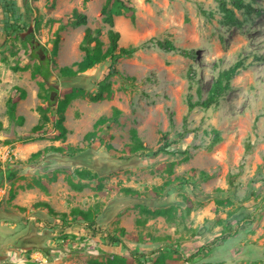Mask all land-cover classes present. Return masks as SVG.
Returning <instances> with one entry per match:
<instances>
[{
  "label": "rangeland",
  "instance_id": "1",
  "mask_svg": "<svg viewBox=\"0 0 264 264\" xmlns=\"http://www.w3.org/2000/svg\"><path fill=\"white\" fill-rule=\"evenodd\" d=\"M104 1L0 0V264H108L114 256L151 264L161 254L164 264H264V0H243L253 9H234L237 24L223 22L217 0H130L134 21L115 15L111 28L120 46L136 48L114 63L134 79L111 76L110 97L98 102L72 100L64 112L66 138L51 140L55 104L42 98L47 84L31 77L37 59L24 35L32 33V44L49 55L58 35L52 69L58 95L73 88L94 93L109 59L73 78L57 70L81 60L86 27L99 28L106 47ZM73 9L86 15L85 25L70 24ZM164 40L175 48H160L156 41ZM237 60L243 66L217 104L188 110V99H204L218 73ZM8 97L24 117L21 125L7 116ZM38 107L46 108L44 138L31 132ZM100 117L107 121L96 126ZM132 131L153 149L166 135L175 153H130ZM50 145L62 150L29 158ZM75 208L97 211L95 226L60 219L66 213L71 220ZM159 209L171 216L146 212ZM223 227L233 235L191 262L182 258Z\"/></svg>",
  "mask_w": 264,
  "mask_h": 264
},
{
  "label": "trees",
  "instance_id": "2",
  "mask_svg": "<svg viewBox=\"0 0 264 264\" xmlns=\"http://www.w3.org/2000/svg\"><path fill=\"white\" fill-rule=\"evenodd\" d=\"M218 2V8L222 13L223 22L225 24H237L238 19L235 16V10L234 9H247L252 10L253 7L249 3H244L243 0H233L231 6H228L226 0H217ZM12 7L6 8V13H9L13 9ZM100 12L102 14V22L107 24L110 28L107 30V45L105 48H103L104 43L100 39L101 31L99 28L91 29L90 27H86L84 29V33L82 36V39L79 44V49L83 52V56L81 60L77 62H73L71 65H66L59 67L57 72L60 77L62 78H73L76 75L83 73L92 67H94L97 64H100L107 59H109L110 65L108 68V71L106 75L104 76L103 80L99 83L98 91L94 93H87L85 95V92L83 89L79 88H73L68 92H65L61 96L58 95L57 87L55 84V77L53 76L52 69L56 66L54 55L56 54L57 50V44H58V35H56L54 41H53V48L51 55L48 54L47 49L45 47L37 48L32 43L33 34L32 33H25L24 40L25 42L31 43L32 46V52L31 57L37 59V63L34 64L32 70H31V77L34 79H42L43 82L47 84V87L44 89L45 94L42 96L43 100L48 104L52 105L55 104V120L52 127V135L50 136L51 140H61L63 141L66 138L67 134V128L64 125V112L66 110V107L68 104L78 98V97H87L88 100L92 102H98L100 100H103L107 97H110V92L108 90L109 87V78L111 76H119L122 79L127 80H133V77L126 76L119 72L115 67L114 63L123 57L130 56L136 51V48L133 46H120L118 41L120 38V33L111 27L113 26V17L115 15H125L128 17L131 22L135 19V8L130 2V0H105L104 4L102 5ZM203 14H205L204 11H202ZM87 22V17L84 13L78 12L76 9H73L70 13V24L73 26H80L85 25ZM157 45L160 48H163L164 50H171L174 49V45L169 40L164 41H156ZM41 49L42 53L37 54L36 50ZM242 60L235 61L231 66H229L226 69L221 70L218 75L215 77V79L212 81L210 88L207 92V95L202 100L197 101H191L188 99V110H192L196 106L208 108L211 105L217 104L219 98L230 88V82L231 79L234 77V75L237 74L238 70L242 68ZM40 88L43 87V84L39 82ZM16 91L19 93V98L23 99L25 98V91L19 87H14ZM7 106V116L10 120L16 122V124L21 125L24 121V117L21 115H15V106L16 102L12 97H8L6 101ZM46 108L44 107H38L37 110L40 113L39 122L34 125L31 128L32 133H40L37 135V138H44V135L42 134V127L44 123L47 120V116L45 113ZM107 121L106 117H100L96 121V126L104 124ZM95 135V131H91L86 133L85 138L89 139L90 137ZM132 137H134L135 142L129 147L130 153H135L140 151L142 154L146 155H152L156 156L161 152L165 153H175L174 150L169 149L170 143L166 140V135H162L161 140L162 142H159L156 148H147L143 143L135 136V131H132ZM220 140L219 133L216 130H213V136L211 140V144H215ZM108 148H111V145H107ZM247 147H249V144H247ZM62 149L61 147H55L53 145L44 147L43 149L37 150L33 152L30 155V159L35 160L40 158L42 155L48 152H60ZM200 175L204 178L208 177V173L201 170ZM14 173L11 171H7L4 174V177L6 179H11L13 177ZM2 179V175L0 173V182ZM186 183L187 181L184 180L183 183ZM39 188L46 191L47 186L42 183L41 181H36L35 183ZM72 186L75 184L71 183ZM130 192V189H126ZM35 206L47 209L48 212L52 214H56L53 209L48 205L46 202H37L35 203ZM147 213L153 214V215H161L170 217L171 216V210L170 209H159L157 211H146ZM97 211L92 212L91 210H82V209H72L70 211V215L73 216L71 220H66V213H61L60 219L66 223L69 224L73 220H75L77 217H80L82 220H84L88 226L94 227L95 226V218L97 215ZM233 232H231L230 229H227L226 227H223L220 231L219 235L216 236L213 240L210 242L204 243L200 245L196 251H194L192 254L183 257L186 262L193 261L197 256L201 255L205 251L210 250V246L213 245L217 240L223 241L227 237L232 236ZM114 238V237H113ZM118 241V239H115ZM164 255L161 254V256L156 257L151 264H164ZM108 264H126L124 258L119 256H114L112 259H109L107 261Z\"/></svg>",
  "mask_w": 264,
  "mask_h": 264
}]
</instances>
